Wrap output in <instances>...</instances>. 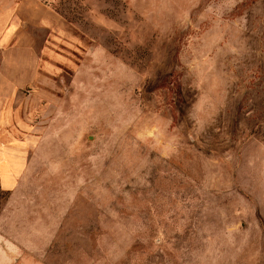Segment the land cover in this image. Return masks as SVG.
Masks as SVG:
<instances>
[{"label":"rangeland","instance_id":"rangeland-1","mask_svg":"<svg viewBox=\"0 0 264 264\" xmlns=\"http://www.w3.org/2000/svg\"><path fill=\"white\" fill-rule=\"evenodd\" d=\"M0 17L16 262L264 264V0H12Z\"/></svg>","mask_w":264,"mask_h":264},{"label":"crops","instance_id":"crops-1","mask_svg":"<svg viewBox=\"0 0 264 264\" xmlns=\"http://www.w3.org/2000/svg\"><path fill=\"white\" fill-rule=\"evenodd\" d=\"M12 0H0V15L8 16L10 14ZM1 18V17H0ZM4 22V21H3ZM0 22V30L2 31L7 27L6 23ZM13 22H10L7 30L13 26ZM6 25V26H5ZM6 34H3L2 40L6 37ZM7 189V187H4ZM0 264H24L21 262H16V257L13 256L11 250V243L6 239L5 235L0 233Z\"/></svg>","mask_w":264,"mask_h":264}]
</instances>
